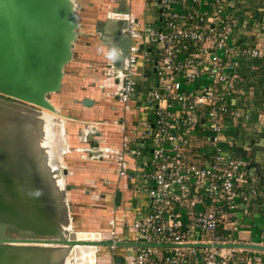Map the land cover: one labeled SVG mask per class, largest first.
<instances>
[{"label":"built area","instance_id":"1","mask_svg":"<svg viewBox=\"0 0 264 264\" xmlns=\"http://www.w3.org/2000/svg\"><path fill=\"white\" fill-rule=\"evenodd\" d=\"M114 2L104 20L125 23L129 48L110 46L120 67L107 59L106 79L96 81L122 116L93 122V144L82 151L114 169L113 196L121 193L128 227L109 241L156 246L110 248L107 262L264 264L262 252L192 247H264V164L236 153L235 132L264 149V107L253 124L251 107L235 103L239 71L264 63V10L250 25L262 33L251 45L237 38L249 24L233 15V0ZM244 233L253 242L242 240Z\"/></svg>","mask_w":264,"mask_h":264},{"label":"water","instance_id":"2","mask_svg":"<svg viewBox=\"0 0 264 264\" xmlns=\"http://www.w3.org/2000/svg\"><path fill=\"white\" fill-rule=\"evenodd\" d=\"M101 24H94L96 34L105 33L98 32ZM112 24L119 29L106 46L127 50L125 23L106 22ZM77 29L70 0H0V264H97L101 248L156 246L103 241L99 233L70 227L67 192L73 186L65 184L69 173L54 142L57 114L46 96L60 90ZM81 105L91 108L93 101ZM120 203L117 191L113 207ZM192 247L264 253L253 244Z\"/></svg>","mask_w":264,"mask_h":264},{"label":"rangeland","instance_id":"3","mask_svg":"<svg viewBox=\"0 0 264 264\" xmlns=\"http://www.w3.org/2000/svg\"><path fill=\"white\" fill-rule=\"evenodd\" d=\"M110 1L70 0L74 10L76 27L78 28L76 34L78 36L77 39H75L74 35V37L72 36L74 38L72 60L63 69L60 90L46 96L47 101L57 114L55 119L56 127L62 140L61 147L65 148L61 160V166L69 171V175L65 178V184L73 186V189L67 192L70 225L74 231L100 233L103 241H109L108 238H113L111 240L123 238L124 231L128 225L120 218V215L125 211L123 207L121 209L111 207L110 198L113 196L114 189L108 178L102 180V184H100V176L97 173L88 174L90 173L89 169L92 161L88 158L83 161L79 160L76 154L77 151L81 153L80 157L84 158L85 155L82 150L88 149V144H92L88 138L86 141L82 140L81 131L90 123L95 122L96 118L91 120L92 116L90 115L91 119L88 118L90 121L82 124L83 127L80 122L84 117L83 113H81L83 108L78 107L79 111L74 108L75 103H79V96L78 99L76 98L78 93L85 91L89 87L101 86L100 83L93 80L94 78L106 79L104 67L108 61V46L97 40L93 28L94 24L101 19L103 29L106 26L107 20L102 17L106 6L110 5ZM148 14L153 13L149 12ZM147 18L149 17L147 16ZM87 46H90V48H87ZM116 112L121 114L122 109L117 108ZM109 123L111 122L107 124ZM68 139L72 141L71 145L68 144ZM86 154L89 155L90 153L87 152ZM81 166H85L86 170L79 172L78 168ZM105 167L108 170L106 165ZM90 177L91 179L88 180ZM106 177L110 176L106 175ZM124 224L125 226H123ZM110 233L112 235H109ZM111 253L112 250L110 248H101L96 257L97 264H107V255Z\"/></svg>","mask_w":264,"mask_h":264},{"label":"crops","instance_id":"4","mask_svg":"<svg viewBox=\"0 0 264 264\" xmlns=\"http://www.w3.org/2000/svg\"><path fill=\"white\" fill-rule=\"evenodd\" d=\"M115 8V2L114 0L110 1V5L108 4L106 6L103 19H105V16L107 13H110ZM264 10V0H233V15L239 20H247L249 27L247 29V32L245 34L238 33L237 38L239 39L240 43L243 44H256L257 40H260L262 33L260 35L255 34L251 29V24L254 21H260L263 15ZM102 21V19L100 20ZM87 44V42H86ZM88 45V44H87ZM91 46V45H90ZM90 46H87V48H90ZM239 77L242 80V93L240 94V97L235 98V103L238 106H249L251 107L253 111V124L256 122L258 111L261 112L262 108L264 107V63H261L257 66L256 71H252L250 69H241L239 71ZM93 80H98L97 78H94ZM101 84V82H99ZM77 99L79 96V103H75V110H78V107H82L81 110L84 115L83 120L80 121L81 125L86 124V122H89L91 119L89 116H92V119H95V122H112L115 119H118L122 116L121 114H117V108L122 109L121 106L112 98L105 95L103 90L99 88L97 85L95 87H89L85 91L80 92L76 95ZM84 99H90L93 101V106L91 108H85L81 105V102ZM74 103V101H73ZM89 118V119H88ZM88 120V121H87ZM85 121V122H84ZM77 122V121H75ZM79 122V124H80ZM131 120L129 123H132ZM91 125L93 123H90L88 126L83 129L85 131V137H87L90 134ZM83 126V125H82ZM84 127V126H83ZM82 132V131H81ZM237 136V154H246L249 155L250 158L255 159V161L260 162L261 164H264V149L262 147L254 146L252 145V142H250L248 139H246L244 136L245 133L243 131H240V129H236ZM79 142V140H77ZM68 144L71 145L72 141L67 140ZM73 146V145H72ZM81 152V150L79 149ZM84 158L80 157L81 153L76 151V154L79 157V160H85L90 159L89 156L85 152ZM91 168L89 169L90 173L93 174L97 173L100 176V184H102V180H105V178H108V181L110 184H112V187L114 188V184L112 183L114 179V169L112 166H107L108 170H106L105 164L102 161H92V164L90 165ZM88 168V167H87ZM67 169V168H66ZM69 169V168H68ZM75 169V168H74ZM79 169V172H82L86 170L85 166H81ZM68 171V170H67ZM88 171V170H87ZM69 172V171H68ZM110 176V177H106ZM78 176V175H77ZM105 176V177H104ZM91 179L88 178V180ZM130 197L129 193H123L122 199L123 201L128 200ZM240 238L242 240H246L248 242H253L251 237L247 234H241ZM100 251V250H99ZM98 251V253H99ZM119 253H122V250H118ZM107 255V254H106ZM96 263H98L96 261ZM107 264H109L106 261Z\"/></svg>","mask_w":264,"mask_h":264},{"label":"flooded vegetation","instance_id":"5","mask_svg":"<svg viewBox=\"0 0 264 264\" xmlns=\"http://www.w3.org/2000/svg\"><path fill=\"white\" fill-rule=\"evenodd\" d=\"M103 29V27H102V24L100 25V27H99V31L98 32H100L101 30ZM119 29V26H117V25H114V24H112V25H107V26H105L104 27V31H105V35H102V33H98V34H96L95 36H99V35H102V37H105V39L103 40V43H105L106 45H108L109 43H111V41H113V36H112V33H115L117 30ZM96 37V38H97ZM88 138V137H87ZM89 141H90V143H92L91 141H92V139H91V137L89 136ZM93 144V143H92ZM119 192V191H118Z\"/></svg>","mask_w":264,"mask_h":264},{"label":"bare ground","instance_id":"6","mask_svg":"<svg viewBox=\"0 0 264 264\" xmlns=\"http://www.w3.org/2000/svg\"><path fill=\"white\" fill-rule=\"evenodd\" d=\"M108 14V13H107ZM74 37V36H73ZM55 110V109H54ZM58 128L56 127V132L54 133V142H55V147L58 149V151L61 153V155H62V153L63 152H65V148L63 147H60L61 145H62V140H61V138H60V133H59V131L57 130ZM85 139V131L84 130H82V140H84ZM64 155V154H63ZM104 163V162H103ZM59 183V185H60V188L63 186L62 185V182H58ZM70 227H71V225H70ZM72 228V227H71ZM100 231V230H99ZM76 232H80V231H76ZM100 234V233H99ZM102 236V235H101ZM99 256V255H98ZM98 262V261H97Z\"/></svg>","mask_w":264,"mask_h":264},{"label":"clouds","instance_id":"7","mask_svg":"<svg viewBox=\"0 0 264 264\" xmlns=\"http://www.w3.org/2000/svg\"><path fill=\"white\" fill-rule=\"evenodd\" d=\"M107 58L112 61H116L120 58V53L116 49H112L107 53Z\"/></svg>","mask_w":264,"mask_h":264}]
</instances>
